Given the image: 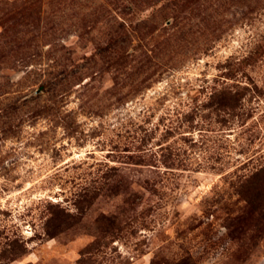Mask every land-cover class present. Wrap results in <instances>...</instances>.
<instances>
[{"label":"rangeland","instance_id":"obj_1","mask_svg":"<svg viewBox=\"0 0 264 264\" xmlns=\"http://www.w3.org/2000/svg\"><path fill=\"white\" fill-rule=\"evenodd\" d=\"M263 165L264 0H0V264H264Z\"/></svg>","mask_w":264,"mask_h":264},{"label":"trees","instance_id":"obj_2","mask_svg":"<svg viewBox=\"0 0 264 264\" xmlns=\"http://www.w3.org/2000/svg\"><path fill=\"white\" fill-rule=\"evenodd\" d=\"M232 95L236 97L235 94ZM229 96L224 92L222 96L218 98V104L221 106L227 105L230 98ZM239 193L249 205H253L255 209L259 210L264 220V165L246 179L245 183L241 185Z\"/></svg>","mask_w":264,"mask_h":264}]
</instances>
